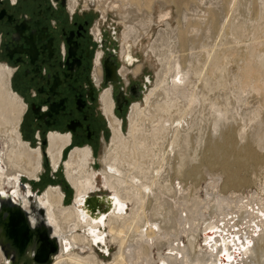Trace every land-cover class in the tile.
<instances>
[{
  "label": "bare ground",
  "instance_id": "obj_1",
  "mask_svg": "<svg viewBox=\"0 0 264 264\" xmlns=\"http://www.w3.org/2000/svg\"><path fill=\"white\" fill-rule=\"evenodd\" d=\"M95 1L104 19L111 10H122L119 23L123 28V57L141 45L156 25L166 26L145 47L147 53L144 51L153 55L159 66L157 80L144 100L131 107L127 134L122 129L123 121L114 115L110 92L105 93L103 109L112 139L99 158L103 175L100 188H96L95 170L91 166L94 161L92 149L76 148L64 164L74 190L73 202L66 206L65 195L58 186H51L37 196L29 184L27 188H21L23 178L39 179L44 169L43 157L40 148L32 147L23 138L21 124L26 105L12 89L14 71L0 63V193L7 195L14 189L30 215L32 202L29 197L35 195L53 237L60 244V251L50 264H104L94 248L98 240L105 242L106 250L113 246L117 248L112 261L106 264H264L263 201L254 194L243 199L216 192L200 199L197 194H187L176 184L178 180H189L197 167L209 161L214 162L210 165H221L225 169L230 166L226 158L231 155L238 160L249 155V160L256 162L255 159L261 158L259 154H264V40L259 36L260 27L256 25L252 38L243 39L241 34L244 32H240L243 24L237 26L231 15L235 4L230 0H219L223 5L206 13L216 19L226 17L223 18L225 23L222 26L221 21L212 20V27L220 38L227 31L238 36L233 33L236 39L231 42L226 37L225 40L221 38L215 50H210L207 43L202 46L205 52L202 50L199 54L197 49L199 53L185 55L195 49L192 44L199 41L195 37L199 28L195 29L194 22L203 12L198 13V2L207 4L209 0ZM88 2L85 0L86 7ZM77 5L78 0H71L72 9ZM259 5L264 9V1ZM172 6L178 12L177 28L166 20L167 9ZM157 8L161 11L159 18ZM203 19L198 20L201 23ZM210 33L208 35L212 37ZM229 44L233 46L229 47ZM230 64L237 66L242 82L236 77L243 83L244 90L248 88V95L261 99L255 110H248L253 116L250 126L243 125L244 117H236L238 112L230 110L228 101L219 103L217 97H212L217 88H225V68ZM216 69L219 78L215 77ZM126 72L127 69H123V75ZM194 76L201 80L199 85L198 80L193 81ZM247 97L243 99L246 103L249 102ZM243 100L239 102L244 104ZM238 106L232 107L238 109ZM197 130L199 135L195 134ZM48 140L49 158L53 169L57 170L70 137L51 133ZM201 174L204 176L203 171ZM231 184L226 181L222 191L234 190ZM103 187L116 197L117 205L101 224L85 218L77 205ZM128 203L132 205L129 211ZM31 222L35 225L34 219ZM183 236L187 242L182 240ZM0 264H6L1 249Z\"/></svg>",
  "mask_w": 264,
  "mask_h": 264
},
{
  "label": "flooded vegetation",
  "instance_id": "obj_2",
  "mask_svg": "<svg viewBox=\"0 0 264 264\" xmlns=\"http://www.w3.org/2000/svg\"><path fill=\"white\" fill-rule=\"evenodd\" d=\"M89 2L78 0L72 9L71 0H0V58L14 71L12 89L26 105L21 132L50 166L51 133L70 137L62 159L78 147L95 152L109 135L105 93L123 121L156 78L155 58L140 45L123 57L121 25Z\"/></svg>",
  "mask_w": 264,
  "mask_h": 264
},
{
  "label": "rangeland",
  "instance_id": "obj_3",
  "mask_svg": "<svg viewBox=\"0 0 264 264\" xmlns=\"http://www.w3.org/2000/svg\"><path fill=\"white\" fill-rule=\"evenodd\" d=\"M212 2V3H210V2ZM208 2H207V4H211L210 6L209 5H207L205 2H198V7H199V14H200V11L201 12H203V13H201V15L198 17V19H203V18H205V19H203V20H201V23H200V20H198L197 19V17L195 18L196 19V21L194 22V23H196V27H195V29H197L198 30V28H199V30H198V33L196 32V34H200L201 33V35H196L195 34V37L197 36V38L199 39V41L198 42H196L198 45H196V43H194V42H192V43H194V44H192L193 45V48H195V49H193V50H191V51H188V52H186L185 53V55H190V54H192V53H199L198 52V50H200V53L199 54H201L202 53V50H204V52L206 51L205 49H202V46H203V44H205V45H207V43H208V45L207 46H209V49L210 50H215V48H217V44H219L220 42H219V40H221V38L223 39V40H225V37H226V39H229L228 41L229 42H231V41H234V39H236V38H234L237 34L236 33H234L233 31V33L234 34H236V35H234L233 33H231V31H227L226 32V34L224 35V36H221V38L218 36L219 35V33L217 32V30H215V28L214 27H212V25H211V23H212V20L215 22H219V21H221V25L223 26L224 25V23H225V19L223 20V18H226V17H222V18H220V19H216V17H212L210 14H208V13H206L209 9H213V10H215V9H217L218 8V6H219V8L223 5L222 3H220V1L219 0H209ZM215 1H217L216 3H215ZM231 2H233V4H235L233 7L234 8H232V10H231V15H233V18H234V21H235V23L237 24V26H240V25H242V27H243V29H242V27L240 26V28H241V30H240V32L242 33V30H243V34H241L242 36V38L244 39V37H248V38H252V31L254 30V28L256 29L257 28V26L256 25H258V27H260L258 30H260V34H259V36H261V37H263V38H261V40H264V9L262 8L261 9V5H259V3H261L262 1H264V0H258V4H257V2L256 1H254V0H230ZM238 1V2H237ZM90 3V5H91V3H93L94 4V6H96L97 7V3H96V1H90L89 2ZM201 3V4H200ZM204 3H205V5L206 6H208V7H210V8H208V7H206L205 5H204ZM218 3H220V4H218ZM201 6H200V5ZM237 4V5H236ZM239 4V5H238ZM212 5H214L215 6V8H214V6L212 7ZM246 7V8H244V6ZM216 6H217V8H216ZM237 6V7H236ZM202 7V8H201ZM205 7V8H204ZM240 7H242V8H240ZM236 8V9H235ZM242 9H243V11H242ZM157 11H156V16L159 18V16L161 15V11L157 8L156 9ZM234 10V11H233ZM198 11V10H197ZM235 14H239V15H234V13ZM237 11L239 12V13H237ZM251 11V12H250ZM166 13H169V16H167L166 17V20H168L169 22H171L172 23V25H173V28H177V16H178V12H177V9H176V7L175 6H172V7H169L168 9H167V12ZM171 14V15H170ZM204 15V16H203ZM209 15V16H208ZM109 16L112 18V19H114L115 21H117L118 23H119V21H121V16H122V10L121 9H119V10H114V11H110L109 12ZM240 17V19H239V17ZM209 18V19H208ZM207 19V20H206ZM246 19V20H245ZM263 19V20H262ZM238 20H240L239 21V23H238ZM158 21H160L159 19H158ZM203 21V22H202ZM262 21V22H261ZM242 22V23H241ZM203 23H205V24H203ZM210 23V24H209ZM261 23V24H260ZM120 24V23H119ZM199 24H201V25H199ZM238 24H240V25H238ZM199 25V26H198ZM202 25H203V27H202ZM210 25V26H209ZM198 26V27H197ZM202 27V28H201ZM208 27H210V28H208ZM121 28H122V26H121ZM163 28H166V26L164 25V24H159V25H156L155 27H154V29H153V32L149 35V37H146L141 43V45H140V49L142 50H144V48L146 47V46H148L149 44L148 43H152L153 41H154V39L157 37V33H158V31L159 30H161V29H163ZM212 28V29H211ZM251 28H253V29H251ZM123 29V28H122ZM201 29V30H200ZM208 31H207V30ZM196 30V31H197ZM233 30V29H232ZM262 30H263V32H262ZM201 31V32H200ZM211 33H210V32ZM200 32V33H199ZM210 34H212V37H211V35L209 36L208 34L209 33ZM248 33V34H247ZM205 34V35H204ZM232 34V35H231ZM239 34V37H240V33H238ZM245 34V35H244ZM262 34V35H261ZM208 35V36H207ZM233 35H234V37H233ZM249 35V36H248ZM205 36H207V37H205ZM238 36V35H237ZM210 37V38H209ZM230 37V38H229ZM204 38V39H203ZM207 38V39H206ZM205 39H206V41H205ZM210 39H211V41H210ZM232 39V40H231ZM207 40H209V41H207ZM202 41H203V43H202ZM205 41V42H204ZM201 43H202V45H201ZM214 43V44H213ZM233 44V43H232ZM230 45L229 44V47L230 46H233V45ZM214 45H216V46H214ZM198 48H197V47ZM199 46L201 47V48H199ZM211 47H213V48H211ZM198 49V50H197ZM193 51V52H192ZM195 51V52H194ZM152 57L154 58V56L152 55ZM194 57V56H193ZM0 63H3V64H6L1 58H0ZM230 66V67H229ZM159 66H157V70L159 69L158 68ZM237 68V66L235 67V64H230V65H228V68L226 67L225 69V74H226V80H225V85H224V87L226 88H223V87H219V88H217L216 89V91H214L213 93H212V97H217V101L219 102V103H224V104H226L227 103V101H228V105L230 106L231 105V107H230V110L232 111V112H238V115H236V117H244L243 119L245 120H243V125H245L246 126V124L247 125H249L250 126V124H252L251 122H252V118H253V116H251L252 115V112H250V111H248V110H251V111H253L252 109H254L255 110V108L257 107V106H259L260 105V102H261V99L259 100V99H254L253 98V96H251V95H248V88H246L245 90H246V92H244L245 90L242 88L243 87V83H241L242 82V79H240L239 78V75H238V68ZM156 70V71H157ZM229 70V71H228ZM216 71V76L215 77H218L219 78V76H217V73L219 72V70H215ZM218 71V72H217ZM157 73V72H156ZM219 74V73H218ZM236 76H238V78L241 80V82H240V80L236 77ZM195 78L193 79V81H196L197 82V80H198V85L201 83V80L198 78L197 79V77L196 76H194ZM235 79H236V81H235ZM156 80H157V74H156V78H155V82H156ZM200 80V81H199ZM233 80V81H232ZM239 80V81H238ZM231 81V82H230ZM155 82H154V84H155ZM216 82V81H215ZM214 82V83H215ZM218 82H220V81H218ZM217 82V83H218ZM236 82H238V84L236 83ZM216 83V84H217ZM236 85H235V84ZM239 83H241V87H238V85H239ZM153 84V85H154ZM153 85L151 86V89L153 88ZM12 86H13V81H12ZM227 86H228V88H227ZM240 86V85H239ZM234 88H236V89H234ZM242 88V89H241ZM13 89L15 90V88L13 87ZM150 89V90H151ZM224 89V90H223ZM239 89V90H238ZM242 90H244V91H241ZM16 91V90H15ZM225 91V92H224ZM228 91V92H227ZM241 93V94H240ZM247 93V94H246ZM234 94V95H233ZM236 94V95H235ZM244 94H246V96L244 95ZM239 97H238V96ZM247 97V95H248V97H247V99L249 100V102H244L245 100H243L245 97ZM249 96H251V97H249ZM222 97V98H221ZM242 97V98H241ZM244 97V98H243ZM225 98H227V99H225ZM234 98V99H233ZM241 99V100H238V99ZM229 99H231V100H229ZM235 99H237V101L235 100ZM243 100V103L244 104H242V102H239V101H242ZM238 102H239V105L240 106H238ZM263 102V101H262ZM236 103H237V105H236ZM235 104V105H234ZM242 104V105H241ZM232 106H238L239 108L238 109H236V108H233ZM255 107V108H254ZM252 108V109H251ZM234 109V110H233ZM236 109V110H235ZM247 110V111H246ZM130 112H131V108H130V111L128 112V114H127V117H126V119L124 118L123 119V125H122V129H123V132L125 133V134H127L128 133V130H129V121H128V119H129V115H130ZM242 112V113H241ZM247 112V113H246ZM241 113V114H240ZM251 113V114H250ZM247 114V115H246ZM251 116H249V115ZM249 117V120L250 121H248L247 120V118L246 117ZM251 118V119H250ZM120 119H121V117H120ZM246 120H247V122H246ZM250 122V123H249ZM235 126H237V125H235ZM199 130H197L196 132H195V134L196 135H199ZM30 139H32L31 137H30ZM111 139H112V132H111V130H110V128H109V135H108V137L106 136L104 139H103V142H102V144L101 145H99V147L95 150V152H93L92 151V154H93V159H94V161H93V163H91V166L94 168V174H95V177H94V180L96 181V187L97 186H100L101 185V178H103V175H102V168H101V164H100V162H99V158H100V156H101V154H103V152H104V150H105V148H106V146L107 145H110L111 144ZM25 140V139H24ZM26 141V140H25ZM234 146H235V144H234ZM48 148H49V145H48ZM2 149V145H1V141H0V150ZM73 150H75V149H73ZM73 150H70L66 155V157H65V155H64V159H62V163H67V161L69 160V157H70V154L72 153V151ZM255 150L258 152L259 150L257 149V148H255ZM65 153V152H64ZM258 153H260V151L258 152ZM251 155V154H250ZM47 156L49 157V154H48V150H47ZM63 156V155H62ZM249 155H247L246 157V159H242V160H238V158L235 156V155H231V156H229L228 158H226V160H227V162H229V167H225V169H224V167L222 168V166L221 165H210V164H213L214 162H212V161H209V163H206V164H203L202 166H199V167H197L196 168V171H195V173L190 177V179L189 180H184V181H181V180H178V181H176V184H177V186L178 185H180V187L183 189V190H185L186 192H187V194H188V192H193V194H197V197L198 198H205V196H206V194H208V193H213V192H216V193H219L220 195H223V196H225V197H235V198H237V197H239V198H243V199H247L250 195H252V194H254V195H256L257 196V199L258 200H260V201H263L262 203H264V154L262 153V154H259V157L261 156V158L258 160V159H255L256 160V162H252L251 160H249V157H248ZM42 157H43V154H42ZM46 157L44 156V158H43V167H44V169H43V171L40 173V176H39V179L38 180H28L27 178H23L22 179V182L24 183V184H26V185H30V187H31V189H32V191H34L36 194H40V195H42L43 193H45L46 192V190L49 188V187H51V186H58V187H62L61 189H62V191H63V193H64V195H65V198H64V204H66V206H70L71 204H72V202H73V199H74V190H73V188H72V186L70 185V183H69V181H68V179H67V175H66V172H65V167L64 166H62V168L60 167V168H57V170H52V166H50V165H47V163H46V159H45ZM50 159V158H49ZM237 160V165L235 164V161ZM51 161V160H50ZM238 161H239V164H238ZM52 164V163H51ZM226 168H228V169H226ZM261 168V169H260ZM225 171H224V170ZM201 171H203V173H204V176H202V174H201ZM213 173H212V172ZM234 171V172H233ZM209 172V173H208ZM232 172L234 173V176H233V174H232ZM196 174H197V177H196ZM207 174V175H206ZM214 175V176H213ZM213 176V177H212ZM206 178V179H205ZM217 179V181L216 182H212V181H214V180H216ZM229 179V180H228ZM228 182V181H230V183H233V184H231V185H233L232 187L233 188H235L234 190H229L228 191V193H227V191L226 192H224V191H222L223 190V186H224V183L225 182ZM235 182V183H234ZM217 189V190H216ZM261 190V191H260ZM263 190V191H262ZM210 191H212V192H210ZM237 194V196H235ZM92 195H97V196H107V195H109V192H107V191H105V190H99V191H97L96 190V192H94L93 194H91V196ZM127 205V204H126ZM131 204L130 203H128V205H127V211H129L130 209H131ZM182 240L184 241V242H187V239H186V236H183V238H182ZM201 244V239H200V242H199V245ZM93 246H94V244H93ZM94 248H95V250H96V252L98 253V255L100 256V259L102 260V262L104 263V264H106V263H108V262H111L112 261V259H113V255L116 253V251H117V248L115 247V246H113V247H109L108 248V250H107V252H105V251H101L99 248H97L96 246H94Z\"/></svg>",
  "mask_w": 264,
  "mask_h": 264
},
{
  "label": "water",
  "instance_id": "obj_4",
  "mask_svg": "<svg viewBox=\"0 0 264 264\" xmlns=\"http://www.w3.org/2000/svg\"><path fill=\"white\" fill-rule=\"evenodd\" d=\"M21 188H27V185L22 183ZM103 190L107 191L105 187ZM35 195L29 197L32 202L30 215L14 189L7 195L0 193V249L6 264H50L60 251V244L53 237L44 210L38 206ZM115 198L113 194L86 196L77 207L85 218L102 224L117 205ZM31 219L35 220V225H32ZM104 243L98 240L95 246L107 252Z\"/></svg>",
  "mask_w": 264,
  "mask_h": 264
}]
</instances>
